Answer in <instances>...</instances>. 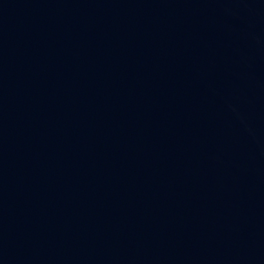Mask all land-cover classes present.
I'll return each instance as SVG.
<instances>
[{"label": "water", "instance_id": "obj_1", "mask_svg": "<svg viewBox=\"0 0 264 264\" xmlns=\"http://www.w3.org/2000/svg\"><path fill=\"white\" fill-rule=\"evenodd\" d=\"M0 264H264V0H0Z\"/></svg>", "mask_w": 264, "mask_h": 264}]
</instances>
